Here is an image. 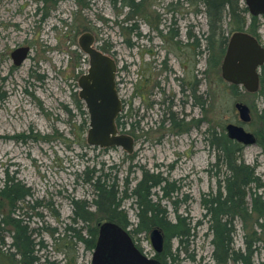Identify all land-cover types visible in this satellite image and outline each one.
Masks as SVG:
<instances>
[{
  "label": "rangeland",
  "instance_id": "obj_1",
  "mask_svg": "<svg viewBox=\"0 0 264 264\" xmlns=\"http://www.w3.org/2000/svg\"><path fill=\"white\" fill-rule=\"evenodd\" d=\"M120 1L0 0V188L10 179L30 190L10 216L28 226L40 263L90 264L92 252L80 245L74 249L65 228L77 226L69 220L76 207L94 200L91 179L102 176L116 184L123 198L121 215L151 257L150 235L157 228L137 231L139 208L132 193L143 176H153L158 184L150 200L171 222L180 216L191 226L187 243L180 247L172 240L169 249L180 248V264H209L213 245L203 201L224 193L226 175L215 134L226 135L229 124L243 126L257 139L264 134V69L262 91L234 92L221 79L220 63L208 64L207 19L191 0H142L133 15ZM257 22L264 44V16ZM85 33L94 36L97 49L110 46L105 54L117 64L116 88L124 103L120 115L126 122L119 133L130 130L142 137L139 160L128 158L121 147L87 143L89 115L72 98L79 90L73 67L87 68L78 45ZM19 45L31 47L30 58L14 67L8 56ZM237 103L251 110L250 123L240 121ZM241 145L238 162L255 169L264 196V149L258 143ZM136 163L144 172L134 168ZM9 209L0 195V264H29L14 251ZM90 212L93 227L100 215L93 207ZM233 220L235 250L243 253L245 238L254 241L256 232L251 262L264 264V229L255 217Z\"/></svg>",
  "mask_w": 264,
  "mask_h": 264
},
{
  "label": "trees",
  "instance_id": "obj_2",
  "mask_svg": "<svg viewBox=\"0 0 264 264\" xmlns=\"http://www.w3.org/2000/svg\"><path fill=\"white\" fill-rule=\"evenodd\" d=\"M142 0H121L119 3L122 7L128 8L130 14L139 11ZM196 6L197 12L204 13L208 23V33L205 37V46L207 51L211 53L208 64L210 66L217 65L223 56L226 44L227 33L231 34L235 31H241L245 28L247 19L245 13L248 9L241 4V0H191ZM201 5L203 8L201 9ZM226 18L229 22H226ZM227 25V29L224 27ZM258 30L257 18H252L249 31L256 34ZM162 35V31H159ZM177 34H174L176 37ZM188 37L191 38L190 33ZM178 42H175V44ZM177 45V44H176ZM196 46H199L198 42ZM110 46L100 47V51L107 53ZM82 54L80 57L82 58ZM76 64L78 60L75 61ZM76 66L73 67L75 75ZM175 124V122H174ZM117 125L124 127L126 122L121 121V115L117 118ZM215 134V143L218 147L219 156L218 163L222 162L226 166V175L223 180V194L219 190L217 195L210 200L203 201V207L206 210L205 216L208 218L209 233L212 235L213 252L211 256L212 262L209 264H252L251 256L256 252L253 248L257 240L256 232L253 233L255 239L250 241L245 238V251L242 253L234 248V235L236 233L234 226V217L239 216L241 219L249 220L255 217L258 228L264 229V196L261 193L263 187L255 175V169L239 163L242 145L229 139L227 134L220 137ZM257 143L264 149V134L257 139ZM152 180H155L151 177ZM152 180H149L152 181ZM93 183L94 200L96 212L101 218L116 220L124 226H129L125 215H121L120 206L122 196L118 197V191L115 183H108V179L98 176L91 179ZM0 195L9 201V222L14 231V245L21 252V256L30 259L29 264H51L48 261L40 263V258L35 257V244L29 235L28 226L22 225L20 219H14L10 216L20 201L25 200L31 195L30 190L25 188L20 182H14L10 179L4 182V186L0 188ZM133 198L136 199L139 211L137 231H149L151 228H157L164 234V249L156 257L160 264H180L179 254L180 248L172 253L169 244L172 240H177L179 246L187 243L191 226L186 223L185 219L177 216L176 221L168 220L167 215L157 203L150 200V192L148 183L139 184L133 189ZM140 198L138 201L137 199ZM248 200L250 202H248ZM77 205V202H75ZM78 206V205H77ZM84 204L83 207L74 210V217H82L86 220L91 216ZM79 207V206H78ZM131 226V224H130ZM139 226V228H138ZM78 238H81L78 235ZM85 241V243H87ZM3 243V241H2ZM4 244V243H3ZM90 248V247H89Z\"/></svg>",
  "mask_w": 264,
  "mask_h": 264
},
{
  "label": "water",
  "instance_id": "obj_3",
  "mask_svg": "<svg viewBox=\"0 0 264 264\" xmlns=\"http://www.w3.org/2000/svg\"><path fill=\"white\" fill-rule=\"evenodd\" d=\"M247 7L253 11L261 8L264 14V0H246ZM255 14L254 12H252ZM245 43L248 47H242ZM81 51L89 59V69L78 81L80 98L87 106L89 115V130L87 143L92 147H121L128 154L133 152V138L120 134L116 120L122 110V104L116 90L117 64L113 58L95 47V38L90 33L83 34L78 41ZM28 49L20 48L13 56L20 60L26 58ZM264 61V51L257 45L255 39L234 34L223 62L224 77L235 84H241L249 92L258 88L257 67ZM242 123L250 121L249 108L242 104L235 105ZM229 139L243 145L255 144L254 135L247 132L243 126L229 124L226 126ZM106 234L104 245L97 248L93 264H155L143 257L132 247L129 237L112 224L103 225ZM101 231V233H102ZM153 248L160 252L163 247V236L155 229L150 236Z\"/></svg>",
  "mask_w": 264,
  "mask_h": 264
},
{
  "label": "flooded vegetation",
  "instance_id": "obj_4",
  "mask_svg": "<svg viewBox=\"0 0 264 264\" xmlns=\"http://www.w3.org/2000/svg\"><path fill=\"white\" fill-rule=\"evenodd\" d=\"M247 7V6H246ZM262 8V7H261ZM261 8H259V9H257V10H255L254 9V11L250 8V7H247V9H248V11H247V13H245V16H246V19H247V23H246V26H245V28L243 29V30H241V31H235V32H233V33H231V34H228L227 33V37H228V39H227V44H226V49H225V52H224V54H223V56L221 57V59L219 60V63H220V65H219V63H218V65L220 66L219 67V70H220V74H221V79H222V81L223 82H225L227 85H229L230 87H231V90L232 91H234V92H238L240 89H243L246 93H248V94H250V95H253V94H256L258 91L260 92V91H262V89L263 88H261V84H262V82H263V74H262V70L264 69V61L262 62V64H260L258 67H257V74H258V88H257V90L255 91V92H249V91H247L245 88H244V86L243 85H241V84H235L234 82H231V81H228L225 77H224V73H223V62H224V58H225V55H226V52H227V48H228V45H229V43H230V40H231V37L234 35V34H241L242 36H244V37H251V38H253V39H255L256 40V42H257V45L258 46H260L262 49H263V51H264V44L263 43H261L260 42V40H259V38H258V34L256 33L255 35L254 34H252V33H250V31H249V26H250V23H251V19L252 18H257V21H258V18L259 17H261V16H264V14H262V13H260L261 12ZM252 12H254L255 14H253ZM257 24H258V22H257ZM242 47H245V48H247L248 49V47H247V45L245 44V43H243L242 44ZM20 48H27L28 49V52H27V55H26V58L25 59H23L22 60V62L18 65V64H16V62H18L20 59L17 57V56H13V54L15 53V51L16 50H18V49H20ZM30 53H31V47L29 46V45H19V46H17V47H15L12 51H11V53L9 54V58L12 60V62H13V65H14V67H19L20 65H22L23 63H24V61L25 60H28L29 58H30ZM83 60V62H85V60H89L88 58H86V57H84V58H82ZM77 74H78V77L77 78H79L80 77V75L81 74H83V70L81 69V68H77ZM116 82V81H115ZM182 86H183V88H185V85H184V83L182 84ZM78 87H79V84H78ZM116 87H117V84H116ZM116 90H117V88H116ZM117 93H118V90H117ZM120 97V96H119ZM72 98H73V100H74V102H75V105L79 108V109H81L82 111H84V112H87L88 113V110H87V106H86V104L84 103V101L80 98V87H79V90L78 91H75V93L73 94V96H72ZM120 101H121V104H122V108H123V102H122V99H120ZM125 101V100H124ZM183 103H184V100H183ZM236 105V104H235ZM248 107V106H247ZM249 108V107H248ZM237 111V110H236ZM249 112H250V121H251V110L249 109ZM237 113H238V111H237ZM238 116H239V114H238ZM250 121L248 122V123H250ZM173 123H174V121H172ZM118 126V125H117ZM122 128V127H121ZM140 128V127H139ZM139 128L137 127V130H136V132H138V130H139ZM119 129V128H118ZM141 129V128H140ZM120 131H121V129H119ZM128 134H126V135H129V136H131L132 138H133V151H135L133 154H131L130 153V155H129V157L128 158H131V159H134V158H136L137 160H139V158H140V156H141V149H142V142H143V140H142V137L140 136H138V135H136L135 133H133L132 131H130V130H128V131H126ZM121 134H122V132H121ZM254 135V134H253ZM254 138H255V140H256V144H257V137L254 135ZM135 147H136V149H135ZM139 148H140V150H139ZM134 168H136L137 169V171H142V172H144V166H142L140 163H136L135 164V166H134ZM151 177H153V176H143L142 177V180H140V182H139V184H142V183H144V182H146V183H148V185H149V192L151 193V191H152V189L153 188H155L156 187V185L158 184L157 183V181L156 180H152V179H150ZM149 180H152V181H150L149 182ZM138 201L140 200V198H138L137 199ZM123 201V200H122ZM137 202V201H136ZM86 206V209L90 212V209H91V207H93L95 210H97L96 208V205L93 203V201L90 203V204H86V203H84ZM121 207V206H120ZM137 207H138V205H137ZM138 212V211H137ZM90 213H92V212H90ZM136 216H137V214H136ZM90 216L89 217H87V219L86 220H84V219H82V217H74V216H72V217H69V220L71 219V221H73V223H74V225H77L78 226V224H81L82 226L81 227H79L78 226V228H77V226L76 227H73V226H68L67 228H65V232H67V235H66V239H70V240H72L73 242H74V244L76 245L75 246V248L74 249H76V247L78 246V245H80V246H82L84 249H87V250H89V251H91L92 252V259H91V262H90V264H93V258H94V254H95V252H96V249L97 248H99V247H101V246H103L104 245V241H105V238H106V234L105 233H103V225H105V224H112V225H114V226H116V227H118L119 229H121L124 233H126V235L129 237V239H130V242H131V244H132V247L134 248V249H136L143 257H145L147 260H149V261H152L153 263H155V264H160V262H159V260L157 259V255L158 254H160V252H162L163 251V249H164V234L163 233H161L162 234V236H163V247H162V250L160 251V252H157L154 248H153V246H152V244H151V246H152V248H153V251H154V254L151 256V257H147L145 254H144V252H143V250L137 245V241L135 240V237H134V232L133 231H130L129 230V227H127V226H124L122 223H120V222H118V221H116V220H109L108 218H101V217H99V219H98V221H97V223L95 224V226H93V227H89V221H90ZM126 220H127V216H126ZM128 221V220H127ZM137 221H139V217L137 216ZM84 226H87V228H84ZM103 230V231H102ZM54 231H56L55 229H54ZM101 231H102V233H101ZM161 232V231H160ZM13 235H14V233H13ZM78 235L81 237V238H78ZM151 236V235H150ZM58 238V237H60V234H56V236H55V238ZM62 237V236H61ZM64 237H65V235H64ZM56 238V239H57ZM88 240V242L87 243H85V241H87ZM14 242H15V240H14V237H13V248H14V251H15V249H16V247H15V245H14ZM150 243H151V241H150ZM39 245H41V243H39ZM67 246H65V248H66ZM90 247V248H89ZM15 252H17V249H16V251ZM13 255V257H14V254H12ZM63 256H64V258L67 256L66 255V253L65 254H63ZM30 261V260H29ZM45 261H47V260H45ZM44 261V262H45ZM65 262H67V260L65 261ZM43 263V262H42ZM34 264V263H33ZM35 264H38V263H36L35 262Z\"/></svg>",
  "mask_w": 264,
  "mask_h": 264
}]
</instances>
